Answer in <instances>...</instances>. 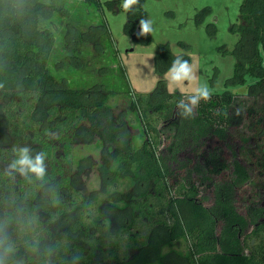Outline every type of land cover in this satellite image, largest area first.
I'll return each mask as SVG.
<instances>
[{
    "label": "trees",
    "instance_id": "16d2710c",
    "mask_svg": "<svg viewBox=\"0 0 264 264\" xmlns=\"http://www.w3.org/2000/svg\"><path fill=\"white\" fill-rule=\"evenodd\" d=\"M143 1L130 10L128 27L145 15ZM85 2L101 10L99 0ZM21 3L31 5L33 36L20 18ZM122 3L114 1L113 8ZM48 5L0 0V130L5 126L13 138L0 143V208L14 195L25 222L33 210L38 214L41 242L70 243L69 251H81V264H168L172 250L178 256L173 264H264V0H243L235 27L230 82L254 77L247 93L211 91L184 117L177 107L184 95L170 93L160 79L151 92L127 95L135 134L114 118L109 99L115 93L104 83L74 88L51 70L56 35L40 27ZM98 27L105 48L109 30L104 22ZM77 32L83 41L87 33ZM184 56L161 43L157 70ZM79 133L86 143L97 136V147L105 146L99 168L109 187L107 208L119 209L117 226L104 201L79 190L66 168L82 169L91 159L73 147ZM26 145L47 153V183L3 178L16 158L13 149ZM178 243L180 250L173 248Z\"/></svg>",
    "mask_w": 264,
    "mask_h": 264
},
{
    "label": "rangeland",
    "instance_id": "374dc122",
    "mask_svg": "<svg viewBox=\"0 0 264 264\" xmlns=\"http://www.w3.org/2000/svg\"><path fill=\"white\" fill-rule=\"evenodd\" d=\"M45 17L40 27H48L56 40L49 66L63 82L74 88H91L95 83H104L108 91L115 95L109 99L111 111L116 120H125L131 134L138 132L134 112H131L129 97L135 92L153 91L162 79L167 88V68L159 72L156 67V53L161 43L168 44L176 56H184L188 63L195 64L198 84H206L210 91L223 92L230 89L236 93H247L249 84L255 82L249 77L246 84L230 82L234 75L236 57L234 48L239 34L235 31L240 22V6L243 0H144L145 15L139 17L133 27H128L129 12L123 8H113L114 1L99 0L97 6H88L85 0H42ZM29 3H21L20 18L25 22L29 36H33ZM151 21L153 31L139 36L140 20ZM106 23L111 43L102 42L98 24ZM77 28V29H76ZM86 32V38L78 39V32ZM55 61H59L56 69ZM184 86L189 82L185 80ZM168 90V88H167ZM174 92H181L177 89ZM87 124V122H84ZM55 133H58L55 131ZM13 138L5 126L0 130V143L9 145ZM97 136L92 143L79 133L73 141L75 151L90 157L82 169L76 164H66L68 172L76 179L79 190L87 196L97 195L104 201L103 208L113 218L117 226L119 209L108 210V190L99 164L106 153L105 146L97 147ZM60 152V151H59ZM85 163V161H84ZM113 187H110V189ZM181 243L173 248L182 249ZM170 249L166 248L165 251ZM168 264L178 258L172 250Z\"/></svg>",
    "mask_w": 264,
    "mask_h": 264
},
{
    "label": "clouds",
    "instance_id": "9594fccd",
    "mask_svg": "<svg viewBox=\"0 0 264 264\" xmlns=\"http://www.w3.org/2000/svg\"><path fill=\"white\" fill-rule=\"evenodd\" d=\"M139 0H123L124 12H129ZM151 21L140 20L139 36L150 34L153 29ZM195 64H189L187 60L175 59L169 69L167 78L168 91L174 92L179 89L184 95L177 107L181 110L180 115L190 117L201 100L207 101L211 97V91L206 84L199 85L196 75ZM189 86H184V81ZM46 135L51 139H57L55 132H48ZM15 159L4 169L2 176L9 182H15L18 175L30 184L40 182L47 183L48 165L46 163L47 153L43 150L35 151L30 146H23L13 149ZM3 207L0 208V264H81L82 253L78 248H71L70 243L64 242H41L39 236L40 218L35 210L28 214L25 222L24 208L15 204L14 195L5 196ZM55 204H59L57 199ZM109 223L104 221V229L107 231ZM110 239L109 243H114ZM63 254V255H62Z\"/></svg>",
    "mask_w": 264,
    "mask_h": 264
}]
</instances>
